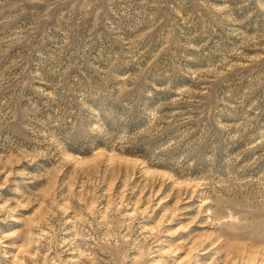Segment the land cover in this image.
Instances as JSON below:
<instances>
[{
  "label": "rangeland",
  "instance_id": "rangeland-1",
  "mask_svg": "<svg viewBox=\"0 0 264 264\" xmlns=\"http://www.w3.org/2000/svg\"><path fill=\"white\" fill-rule=\"evenodd\" d=\"M0 264H264V0H0Z\"/></svg>",
  "mask_w": 264,
  "mask_h": 264
}]
</instances>
